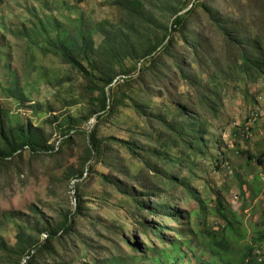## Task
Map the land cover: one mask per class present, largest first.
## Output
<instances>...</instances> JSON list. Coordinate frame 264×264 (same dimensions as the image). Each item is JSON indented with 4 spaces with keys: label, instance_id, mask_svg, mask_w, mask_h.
Returning a JSON list of instances; mask_svg holds the SVG:
<instances>
[{
    "label": "trees",
    "instance_id": "16d2710c",
    "mask_svg": "<svg viewBox=\"0 0 264 264\" xmlns=\"http://www.w3.org/2000/svg\"><path fill=\"white\" fill-rule=\"evenodd\" d=\"M103 1L112 19L27 4L18 23L0 15V50L15 39L24 67L12 70L0 51V193L42 178L48 200L0 206V264H71L81 249L94 264H264L254 254L264 226L233 250L245 233L225 198L215 192L210 208L193 185L200 157L216 169L229 159L207 118L223 108L227 82L264 80V0ZM37 82L51 92L34 101ZM95 183L99 202L85 192ZM95 202L123 216L107 222ZM214 214L226 225L214 228Z\"/></svg>",
    "mask_w": 264,
    "mask_h": 264
},
{
    "label": "rangeland",
    "instance_id": "374dc122",
    "mask_svg": "<svg viewBox=\"0 0 264 264\" xmlns=\"http://www.w3.org/2000/svg\"><path fill=\"white\" fill-rule=\"evenodd\" d=\"M24 4L35 6L39 12L45 11L55 14L60 12L72 13V10L78 9L84 18L94 20V22L112 19L114 15V12L103 0H2L0 2V15L7 17L10 22L18 23L20 20L29 17L22 8ZM45 5H47V9L43 7ZM254 17L253 11L249 8L246 9L245 23L247 24ZM9 40L13 44V49L6 47L0 50L4 51V63L8 61L12 70L22 74L24 72L21 59L23 49L12 37H9ZM43 63L46 66L54 65L48 59L43 60ZM4 80H1L0 77V81ZM245 90L248 91L247 95L251 97L250 101L247 100ZM50 92L51 90L43 83L37 82L29 94L31 99L35 101L50 96ZM223 94V108H220L218 116L214 118L207 115V118L210 124L209 131L221 140V146L226 147L224 151L229 159L220 166V169H216L214 161L200 157L199 161H201L197 166L196 173L201 179L193 181V185L201 199L205 200L210 208L215 204V192H219L225 198L228 217L230 220L232 218L238 220L235 222L234 228L245 233L244 238L231 245L233 250L236 248L239 251L243 250L246 244L252 245L254 242H258L257 237L259 235L257 233H261L264 226V80L255 85L249 83L247 86L243 82H227ZM20 111L25 112L27 116L32 115L30 111L24 109ZM254 113L258 114V118L255 117V121L250 120L248 125V118ZM40 119L42 118L35 117L33 121L37 122ZM92 123L95 122L92 121ZM103 130L105 131V129ZM210 151L216 158H221L216 148H212ZM249 156H253V158L251 159ZM258 158L261 162L258 161ZM240 184L242 189L239 188ZM11 189H6L5 192L0 193V206L5 210H23L30 204H38L41 200V203L48 202L46 198L47 182L42 178L31 179L24 185L14 183ZM100 190L99 184L95 183L88 187L85 192L89 199L99 202L97 197H99ZM181 202L179 205L189 208L187 203ZM191 207L197 208L194 200ZM116 212L123 216L121 211L112 209L111 206L100 208L99 203L96 202L93 205V215L99 213L107 222L115 218ZM208 221L214 228L226 225L215 214L209 216ZM9 226L7 236L10 237L13 231L12 226ZM101 242L104 243V241ZM259 244L261 254L256 257L258 261L260 258L261 260L264 259V239ZM232 257H234L233 260H236L241 257V254L238 253L237 256L233 254ZM67 262L71 264H94L97 261L91 251L81 249L78 255L67 259ZM133 263L153 264L151 260L134 261Z\"/></svg>",
    "mask_w": 264,
    "mask_h": 264
},
{
    "label": "built area",
    "instance_id": "2783aa9c",
    "mask_svg": "<svg viewBox=\"0 0 264 264\" xmlns=\"http://www.w3.org/2000/svg\"><path fill=\"white\" fill-rule=\"evenodd\" d=\"M250 120L253 121V119H248V125H249ZM248 130H249V128H248ZM254 254L257 255V256H260L261 251H260L259 249H257V250L254 252ZM259 260H261V258H260Z\"/></svg>",
    "mask_w": 264,
    "mask_h": 264
},
{
    "label": "water",
    "instance_id": "95a60500",
    "mask_svg": "<svg viewBox=\"0 0 264 264\" xmlns=\"http://www.w3.org/2000/svg\"><path fill=\"white\" fill-rule=\"evenodd\" d=\"M191 6H192V4H191L188 8H186V9L180 11L177 15L183 14V13L186 12ZM177 15H176V16H177ZM176 16H174V18H175ZM167 40H168V38H167ZM167 40H166V41H167ZM93 121H94V119H93Z\"/></svg>",
    "mask_w": 264,
    "mask_h": 264
},
{
    "label": "clouds",
    "instance_id": "9594fccd",
    "mask_svg": "<svg viewBox=\"0 0 264 264\" xmlns=\"http://www.w3.org/2000/svg\"><path fill=\"white\" fill-rule=\"evenodd\" d=\"M260 250V249H259ZM260 261V260H259Z\"/></svg>",
    "mask_w": 264,
    "mask_h": 264
}]
</instances>
